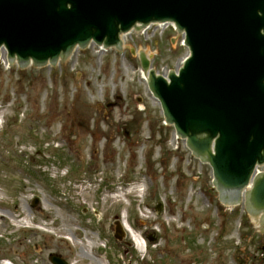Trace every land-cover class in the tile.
<instances>
[{"label": "rangeland", "instance_id": "1", "mask_svg": "<svg viewBox=\"0 0 264 264\" xmlns=\"http://www.w3.org/2000/svg\"><path fill=\"white\" fill-rule=\"evenodd\" d=\"M121 40L119 55L90 45L55 67L0 61V264H264L258 223L218 201L143 80L139 54L177 71L182 36ZM122 218L134 237L115 241Z\"/></svg>", "mask_w": 264, "mask_h": 264}, {"label": "water", "instance_id": "2", "mask_svg": "<svg viewBox=\"0 0 264 264\" xmlns=\"http://www.w3.org/2000/svg\"><path fill=\"white\" fill-rule=\"evenodd\" d=\"M151 24H173L189 56L166 81L140 54L149 91L165 124L210 166L219 201L237 206L264 164V0H0V55L20 69L54 66L90 43L119 55L121 34ZM244 205L264 235V174Z\"/></svg>", "mask_w": 264, "mask_h": 264}, {"label": "bare ground", "instance_id": "3", "mask_svg": "<svg viewBox=\"0 0 264 264\" xmlns=\"http://www.w3.org/2000/svg\"><path fill=\"white\" fill-rule=\"evenodd\" d=\"M1 61L2 62H4V57H1ZM143 80H146V75H143ZM122 225H123V228L125 229V231L127 232V233H129L130 234V236L133 238L134 236H133V231H132V229H131V227L128 225V223H127V221L124 219V218H122ZM135 241V240H134ZM136 242V241H135ZM137 243V242H136Z\"/></svg>", "mask_w": 264, "mask_h": 264}, {"label": "flooded vegetation", "instance_id": "4", "mask_svg": "<svg viewBox=\"0 0 264 264\" xmlns=\"http://www.w3.org/2000/svg\"><path fill=\"white\" fill-rule=\"evenodd\" d=\"M123 243H124V245H123V246H125L126 242H123ZM123 252H125V249L123 250Z\"/></svg>", "mask_w": 264, "mask_h": 264}]
</instances>
